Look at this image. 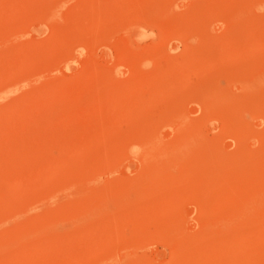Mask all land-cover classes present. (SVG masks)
Segmentation results:
<instances>
[{
    "label": "rangeland",
    "instance_id": "rangeland-1",
    "mask_svg": "<svg viewBox=\"0 0 264 264\" xmlns=\"http://www.w3.org/2000/svg\"><path fill=\"white\" fill-rule=\"evenodd\" d=\"M0 264H264V0H0Z\"/></svg>",
    "mask_w": 264,
    "mask_h": 264
},
{
    "label": "bare ground",
    "instance_id": "bare-ground-1",
    "mask_svg": "<svg viewBox=\"0 0 264 264\" xmlns=\"http://www.w3.org/2000/svg\"><path fill=\"white\" fill-rule=\"evenodd\" d=\"M200 88H201V87H200ZM185 121H186V120H185ZM186 139H187V138H186ZM145 140H146V139H145ZM135 142H136V141H135ZM140 142H141V141H140ZM142 142H143V140H142ZM142 142H141V143H142ZM144 142H147V143H148V141H147V140H146V141H144ZM144 142L142 143V145L144 144ZM141 143H140V144H141ZM147 143H145V144L143 145V147H145V145H146ZM151 143H152V142H151ZM151 143H149V145H150ZM152 144H153V143H152ZM137 145H138V144H137ZM147 145H148V144H147ZM133 146H134V145H133ZM150 146H151V145H150ZM130 147H132V146H130ZM139 147H140V146H139ZM143 147H142V148H143ZM154 147H155V146H154ZM146 148H148V149H149V147H148V146H146ZM151 148H152V147H151ZM148 149H147V150H148ZM134 151H135V150H134ZM157 151H158V150H157ZM140 154H141V152H140ZM144 159H145V158H144ZM187 161H188V160H187ZM105 166H106V165H105ZM98 189H99V188H98ZM68 210H69V209H68ZM20 213H21V212H20ZM104 216H105V215H104ZM74 218H75V217H74ZM122 253H123V252H122ZM110 257H111V256H110ZM108 260H109V259H108Z\"/></svg>",
    "mask_w": 264,
    "mask_h": 264
}]
</instances>
